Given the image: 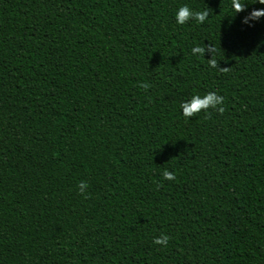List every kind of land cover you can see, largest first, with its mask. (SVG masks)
<instances>
[{"label":"trees","instance_id":"obj_1","mask_svg":"<svg viewBox=\"0 0 264 264\" xmlns=\"http://www.w3.org/2000/svg\"><path fill=\"white\" fill-rule=\"evenodd\" d=\"M235 6L0 0V264H264V4Z\"/></svg>","mask_w":264,"mask_h":264},{"label":"clouds","instance_id":"obj_2","mask_svg":"<svg viewBox=\"0 0 264 264\" xmlns=\"http://www.w3.org/2000/svg\"><path fill=\"white\" fill-rule=\"evenodd\" d=\"M253 2L264 4V0H253ZM236 6L233 9V12H239L244 7V0H235ZM261 15H264V9H256L251 13V17L258 18ZM208 16V12L206 10H195L189 7L188 4H181L177 7L174 15V20L177 25H185L190 20L195 21L197 24H203ZM206 48L201 47L199 45L193 46L191 48V54L194 56H202L204 57V52ZM207 52L210 54V58H207V63L209 68L215 69L217 68V59L214 56L215 49L212 45L207 47ZM139 87L143 89H147L149 85L147 83H141ZM224 97L221 94H218L215 91H207L203 95L199 93H194L190 95L186 99H182L179 101V109L181 114L185 118H190L194 114L199 113L201 111L207 113L209 109L215 110L216 112H223L224 110ZM164 180L174 181L176 179V174L174 171L165 169L162 173ZM77 192L83 197L87 198L89 193L88 182L81 180L77 186ZM169 242V236L165 233H160L158 236L153 237L152 243L156 245H160L161 247H167Z\"/></svg>","mask_w":264,"mask_h":264}]
</instances>
